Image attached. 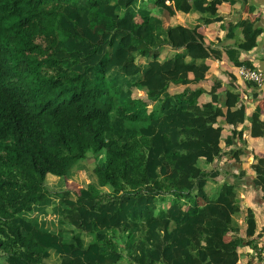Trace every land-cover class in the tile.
I'll use <instances>...</instances> for the list:
<instances>
[{
  "label": "trees",
  "instance_id": "1",
  "mask_svg": "<svg viewBox=\"0 0 264 264\" xmlns=\"http://www.w3.org/2000/svg\"><path fill=\"white\" fill-rule=\"evenodd\" d=\"M213 3L0 0V264H229L241 174L219 181L211 166L242 92L205 85L201 23L179 18L221 21ZM235 28L250 37L231 60L252 67L239 54L261 29Z\"/></svg>",
  "mask_w": 264,
  "mask_h": 264
},
{
  "label": "crops",
  "instance_id": "2",
  "mask_svg": "<svg viewBox=\"0 0 264 264\" xmlns=\"http://www.w3.org/2000/svg\"><path fill=\"white\" fill-rule=\"evenodd\" d=\"M213 7L222 17L221 21L201 22L198 14L179 15V18L182 22L201 23L199 33L209 47L206 62L210 66V73L205 85L210 86L217 80L223 88L232 84L242 92L244 110L238 107L236 111L240 120L224 126L223 139L232 135V141L229 144L223 141V151L211 167L220 171L219 181L233 182L236 175L241 174L239 235L243 241L235 254L227 256L229 264H263L258 250L264 247V182L258 179L256 169L264 160V139L251 135V115L257 105L264 107V84L258 88L249 87L240 78V66L231 60L230 52L238 49L241 40L250 37L235 28L239 21L250 19L255 28L261 29L258 44L252 50H241L239 59L264 75V0H214ZM224 96H221L223 103L226 100ZM239 150L243 152L240 158L236 156ZM249 219L254 221L253 228L249 225Z\"/></svg>",
  "mask_w": 264,
  "mask_h": 264
},
{
  "label": "built area",
  "instance_id": "3",
  "mask_svg": "<svg viewBox=\"0 0 264 264\" xmlns=\"http://www.w3.org/2000/svg\"><path fill=\"white\" fill-rule=\"evenodd\" d=\"M238 74L240 78L245 81H251L255 83L257 86H262L264 84V75L261 71L248 67L246 65H241L238 68ZM258 255L261 259V262L264 264V247H261L258 250Z\"/></svg>",
  "mask_w": 264,
  "mask_h": 264
},
{
  "label": "rangeland",
  "instance_id": "4",
  "mask_svg": "<svg viewBox=\"0 0 264 264\" xmlns=\"http://www.w3.org/2000/svg\"><path fill=\"white\" fill-rule=\"evenodd\" d=\"M173 87L172 89H174ZM88 177L84 171L77 172L74 174V177L72 180L69 181V184L73 189L81 188L83 186H86L88 183ZM50 183L51 185H55L57 183V177L51 176L50 177Z\"/></svg>",
  "mask_w": 264,
  "mask_h": 264
}]
</instances>
